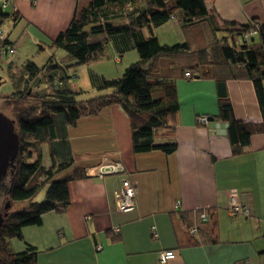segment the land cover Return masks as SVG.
<instances>
[{
	"label": "crops",
	"instance_id": "0c3cea01",
	"mask_svg": "<svg viewBox=\"0 0 264 264\" xmlns=\"http://www.w3.org/2000/svg\"><path fill=\"white\" fill-rule=\"evenodd\" d=\"M91 1L6 0L4 13L15 10L16 20L9 21L16 28L22 26V34L42 52ZM204 2L218 24L264 23V0ZM170 23L178 25L169 20L151 33L145 28L143 35L162 42L158 28ZM11 35L7 40L16 52ZM105 47L90 62L108 60L120 66L121 54L132 50L124 36L113 38ZM114 72L92 75V83L97 87L102 79L122 71L115 68ZM225 88L238 121L264 122L249 80H227ZM176 91L179 110L173 139L177 149L172 154H135L129 118L117 104L68 127L73 164L64 178L76 171L82 177L68 182L70 204L64 210L44 214L40 226L23 227L21 240L8 239L13 253L24 252L29 245L35 249L36 264H159L158 255L165 250L174 252L166 264H264V133L252 135L249 145L234 156L226 124L215 119L216 82L181 79L176 81ZM201 116L207 118L204 125L197 124ZM41 157L48 168L49 156L42 151ZM107 162L120 163L125 174L95 176L93 169ZM125 178L135 186V210L120 213L114 192ZM231 192L237 193L248 216L228 215ZM200 212L207 215L204 222L199 221ZM196 225L199 232L189 234L187 227ZM151 227L157 232L155 239Z\"/></svg>",
	"mask_w": 264,
	"mask_h": 264
},
{
	"label": "trees",
	"instance_id": "16d2710c",
	"mask_svg": "<svg viewBox=\"0 0 264 264\" xmlns=\"http://www.w3.org/2000/svg\"><path fill=\"white\" fill-rule=\"evenodd\" d=\"M10 15L4 13L0 5V25ZM11 20H16L15 14ZM169 20H175L183 28L196 26L198 30L191 35L193 42L166 45L153 35L144 37L145 28L151 33L153 27ZM205 23H209L210 31L207 40L200 26ZM120 36L128 39L138 60L126 67L120 77L101 80L98 91H109L110 94L79 100L81 93L68 85L75 78L67 71L68 66L88 64L113 38ZM229 40L232 46L228 44ZM9 47L13 48L12 43L7 38H0V56L7 57L2 52ZM48 47L66 54L59 62L50 61L46 81L51 89L42 91L39 106L43 115L36 116L37 109L32 107L15 110L19 148L8 195L12 203L25 202L27 205L20 212H13L7 220V239L21 240L23 227L40 226L44 214L60 212L70 204L68 182L80 179V171L63 180L51 181L55 173L73 164L67 129L103 107L117 104L127 114L135 154L153 151L172 154L177 149L173 139L175 116L179 110L176 81L210 79L218 87L219 108L215 119L227 126L232 154H241L252 135L264 133V122L244 123L235 118L225 88L227 80H249L258 107L264 113V23L218 24L204 0H92ZM40 72L35 63L26 60L21 66L19 82L23 80L25 86L31 87L30 82ZM186 73L189 76H185ZM29 96L19 94L18 99L25 100ZM198 118V125L206 124L207 121L203 123ZM25 139L36 143L31 145L36 152L37 145L47 144L48 168L43 165L40 152L34 162L27 163L31 155L23 156ZM44 187L45 200L33 202ZM201 214L198 213L199 221L204 222ZM191 229L199 232L197 225L187 227L189 234ZM35 255V249L27 245L24 252H6L0 264H36Z\"/></svg>",
	"mask_w": 264,
	"mask_h": 264
},
{
	"label": "rangeland",
	"instance_id": "374dc122",
	"mask_svg": "<svg viewBox=\"0 0 264 264\" xmlns=\"http://www.w3.org/2000/svg\"><path fill=\"white\" fill-rule=\"evenodd\" d=\"M2 3V0H0V5ZM174 23L165 24L162 25L160 28H158V32H160V38L161 43H166V45H174V44H181V43H192L193 39L191 37L192 33L194 36V33L198 30L195 27L190 28H183L180 25H173ZM209 23H205L200 25L203 32V37H205V40H207V35L210 34L209 30ZM17 25L9 21L8 18H5L4 22L0 25V38L5 39L8 38V36L11 35L10 40L15 41V54L11 55L9 54L7 57L0 56V78H1V84H0V98L11 96L12 93L16 90V83L12 79V73H17L21 70V66L23 62L26 60H31L33 63H35L36 66H38L41 69L40 74L30 82L31 87L25 86L23 82H20V85L18 86V90L21 94L25 95V93L30 96L26 98L25 100L17 99L15 102V106L13 108L12 105L8 104L7 102L3 101L2 109L3 111L10 116L11 118H14L16 115L15 110L16 109H23L24 107L29 108H35L37 109L36 116L43 115L42 109L40 110V104H41V97H42V91L50 90V85L46 81L47 76L49 75L48 68L50 67V61L52 62H59L60 58L64 56L66 53L59 49L49 48L45 47V51H40L39 48L35 47V43L31 42L29 37L22 34V26L16 28ZM200 28V29H201ZM30 31V30H29ZM217 37L219 34H217ZM21 37V38H18ZM238 41V40H237ZM238 43V42H237ZM228 44L232 46L231 40L228 41ZM110 46V45H109ZM107 50H109L108 46L105 47ZM211 49V48H210ZM122 62L120 66L114 67V63L108 60H104L105 63H94L90 62L85 65H79V66H68L67 71L69 73L73 74L75 78H72L69 81V86L74 90L78 91L81 94L79 95V100H89L93 99L95 97L105 95L107 94V91H98L97 87L94 86V82L92 80V75H108L109 73H114L115 68H121V71L119 76L120 77L126 67H128L130 64L134 63L138 60V56L135 50L127 51L125 54H121ZM109 54L105 55L104 57L107 58ZM133 58V59H132ZM107 61V62H106ZM50 73V71H49ZM16 78H18V75H15ZM93 82V83H92ZM63 88V86H61ZM28 89V90H27ZM36 94V95H35ZM35 95V96H34ZM19 96V95H18ZM20 100V101H19ZM7 103V104H6ZM42 108V107H41ZM16 118V117H15ZM24 145L26 147L24 155L27 156V154H30L31 158L27 159L28 163H32L37 158V153L40 152L42 154V151L46 153V156H49V152H47L48 146L47 144H39L37 145L38 151L36 152L35 149L31 145H35L32 141V139H25ZM44 154V153H43ZM81 163V162H80ZM77 163L78 165L80 164ZM71 166L69 168L63 169L57 173H55L51 179V181H60L65 179L64 176L66 173L70 171ZM45 193H46V187H44L38 195L33 199V202L35 203H41L45 200ZM4 196H0V203L5 199ZM27 203L25 202H18V203H12V207L10 209V214L13 212H20ZM1 244L3 243V246L8 248V239L4 233L0 235ZM16 242V239H14ZM10 248V246H9ZM7 250V253L14 252L15 250L10 248Z\"/></svg>",
	"mask_w": 264,
	"mask_h": 264
},
{
	"label": "built area",
	"instance_id": "2783aa9c",
	"mask_svg": "<svg viewBox=\"0 0 264 264\" xmlns=\"http://www.w3.org/2000/svg\"><path fill=\"white\" fill-rule=\"evenodd\" d=\"M6 0H4L1 4V8L5 9ZM15 10L10 15L12 19L14 17ZM14 53V48H6L3 50L2 55L7 56L9 54ZM185 76H189V73H186ZM198 121L205 123L207 118L205 116H201L198 118ZM94 175L97 177H104L106 175L112 174H125V169L120 163H112L107 162L104 164H100L96 168L93 169ZM114 203L116 206V210L120 213H129L135 210V186L129 179H123L120 185V188L114 192ZM226 211L230 217H235L237 215L248 216V209L243 206L239 200L237 193L231 192L229 193L228 203L226 206ZM202 220L205 219V215L202 213L200 215ZM87 219H90L89 217ZM114 232H118L117 228L112 229ZM152 238H157V232L154 227L150 228ZM196 233V229H191L190 234L194 235ZM96 251H101V246L95 247ZM174 258V252L172 250L161 251L158 255V263L166 264L169 260ZM242 264H247V262H243Z\"/></svg>",
	"mask_w": 264,
	"mask_h": 264
},
{
	"label": "flooded vegetation",
	"instance_id": "af4514ba",
	"mask_svg": "<svg viewBox=\"0 0 264 264\" xmlns=\"http://www.w3.org/2000/svg\"><path fill=\"white\" fill-rule=\"evenodd\" d=\"M20 72H17V73H12V79L15 81L16 83V90L14 93H12L11 96H6V97H1L0 98V113L3 114L6 118H8L10 121L13 122V125H14V132L18 135V138H19V133H18V120H17V113L15 114L16 118H11L10 116H8L2 109V106H3V101L7 102L8 104L12 105L13 108L15 106V102L16 100L18 99V95L20 93V91L18 90V86L20 85V82H19V79H20ZM15 75H18L16 78ZM23 82V80L21 81ZM0 84H1V78H0ZM6 103V104H7ZM19 148V146H18ZM18 156V154H17ZM17 158V157H16ZM16 158L10 162L11 165H8L7 169H6V173L5 175L2 177L1 181H0V196H4L3 198H5L1 203H0V216L3 218V222H2V226L0 227V235L2 233L5 234L6 232V226H7V220L9 219L10 217V209L12 207V201L9 199V195H8V190H9V184L11 182V179L12 177L14 176L15 174V171H16ZM28 163V162H27ZM7 207V208H6ZM6 215V216H5ZM3 239L1 238L0 240V263H1V260L3 258V256L6 254L8 248L4 247L3 246V243L1 244V241Z\"/></svg>",
	"mask_w": 264,
	"mask_h": 264
},
{
	"label": "water",
	"instance_id": "95a60500",
	"mask_svg": "<svg viewBox=\"0 0 264 264\" xmlns=\"http://www.w3.org/2000/svg\"><path fill=\"white\" fill-rule=\"evenodd\" d=\"M208 121L212 122L213 119L209 118ZM18 146L19 138L14 132L13 122L0 113V181L5 175L8 165H11L10 162L17 157ZM2 222L3 218L0 216V227Z\"/></svg>",
	"mask_w": 264,
	"mask_h": 264
}]
</instances>
